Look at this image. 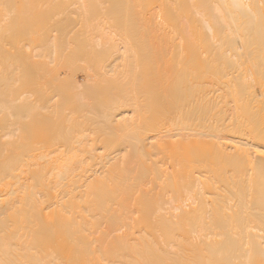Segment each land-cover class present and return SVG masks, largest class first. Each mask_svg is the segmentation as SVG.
Returning <instances> with one entry per match:
<instances>
[{"label": "bare ground", "instance_id": "obj_1", "mask_svg": "<svg viewBox=\"0 0 264 264\" xmlns=\"http://www.w3.org/2000/svg\"><path fill=\"white\" fill-rule=\"evenodd\" d=\"M261 26L264 0H0V264H264Z\"/></svg>", "mask_w": 264, "mask_h": 264}, {"label": "rangeland", "instance_id": "obj_2", "mask_svg": "<svg viewBox=\"0 0 264 264\" xmlns=\"http://www.w3.org/2000/svg\"><path fill=\"white\" fill-rule=\"evenodd\" d=\"M261 28H262V30H261ZM261 28H260L261 31L259 30V31H255V32H258V33L261 34V35L263 34V36H264V31H263L264 29H263L262 26H261ZM241 33H242V32H241ZM243 33H245V32H243ZM258 33H257V34H258ZM257 34L254 33V34H253V35H254V36H253L254 38H253V37H252V38L255 39L256 37H259V34H258V36H257ZM263 39H264V37H263ZM230 47H231V46H230ZM232 47H233V46H232ZM226 48H229V47L226 46ZM222 49H223V48H222ZM222 49H221V50H222ZM231 50H232V48H230V49H228V50L226 49L225 51H227L226 53H227L228 55H231L232 57H234L233 52H234L235 50L233 49V50H234V51L232 50L233 52H232ZM249 50H250V49H249ZM251 50H252V49H251ZM223 51H224V50H223ZM252 51H253V50H252ZM252 51H251V52H252ZM247 52H248V51H247ZM253 52H254V51H253ZM253 52H252V55H253ZM259 53H260V52H259ZM262 53H264V51H263ZM246 54H248V53H246ZM255 54H257V56L260 55V54L258 55V53H255ZM257 56H255V57H257ZM261 56H262V54H261ZM223 57H224V56H223ZM225 57H226V56H225ZM252 57H254V56H252ZM262 57H264V55H263ZM257 58H258V59H256L255 61H257V60L260 61V57H257ZM223 59H224V58H222V61H223ZM225 59H226V58H225ZM254 59H255V58H254ZM261 60H262V59H261ZM263 61H264V60H263ZM260 62H261V61H260ZM263 64H264V62H263ZM263 67H264V65L262 66V69H264ZM260 72H261V71H260ZM263 72H264V70L262 71V73H263ZM262 73H261V74H262ZM260 76H261V75H260ZM260 76H259V79H263V77L261 76L262 78H260ZM222 78H223V79H222L223 81L226 80V78H224V77H222ZM220 81H221V78H220L219 82H220ZM259 81H260V80H259ZM259 81H257V82H259ZM262 81H263V80H262ZM221 82H222V81H221ZM263 82H264V81H263ZM263 82H262V83H263ZM262 83L259 82V84H258V83H257V84L260 86V84H262ZM217 85H219V87H218V88H219V92H220V89H221V92L224 94V96H225V95H226V96H229V95H227V94L225 93V90H224L225 87L223 88L222 83H218ZM255 85H256V84H254V88H258L257 86L255 87ZM262 85H263V84H262ZM263 86H264V85H263ZM261 87H262V86H260V88H261ZM263 89H264V88H263ZM250 90H251L250 92H252V88H251ZM255 90H256V91L253 90L254 93H252V94L250 93L251 95H250V94H249V95L252 96V95L255 94V92H256L255 96L257 97V96H258L257 93H258L259 89H255ZM261 90H262V89H261ZM261 90L259 91V93L261 92ZM262 91H263V90H262ZM226 92H228V93L230 94V90H229V91L226 90ZM262 93H264V91H263ZM220 95H221V94H220ZM249 95H248V96H249ZM263 95H264V94H263ZM221 96H223V95H221ZM224 96H223V97H224ZM226 96L224 97V98H226V99L220 97V98L223 99V100L220 99V100H221V103H219V106H218L216 109H214V110L212 111V113H211V114L213 115L214 121H216V125H218V127H219L220 129H231V128H232V125H233V120L231 121V119H230L231 115H230L229 109L227 108V106L223 108V101H225V102L227 101V102H228V100L230 99V98H228V97H226ZM230 96H231V95H230ZM250 96H249V97H250ZM253 96H254V95H253ZM253 96H252V97H253ZM252 97H250V99H251ZM260 97H261V100H263V101L261 102V104H262V103L264 102V98L262 99V96L257 97V100L261 101V100H260ZM254 99H255V98H254ZM230 100H231V99H230ZM229 103H230V102H229ZM230 104H231V103H230ZM248 104H249V103H248ZM261 106H262V105H261ZM262 108H263V106L261 107V109H262ZM250 111L253 112L254 110H250ZM260 112H261L262 114H261ZM260 112H259V113H260L259 116H260V118L262 119V122H261V124H262L263 121H264V109H263V111H260ZM261 119H260V120H261ZM234 126H235V124H234ZM222 132L228 133L227 130H224V131L222 130ZM222 132H221V133H222ZM220 144H221V143H220ZM211 151H214V146L211 147ZM206 153H207V152H206ZM207 155H208V154H207ZM210 155L212 156L213 153L210 152ZM215 186H216V185H215ZM215 186H214V187H215ZM216 187L218 188V186H216ZM158 195L161 196V192H159Z\"/></svg>", "mask_w": 264, "mask_h": 264}]
</instances>
